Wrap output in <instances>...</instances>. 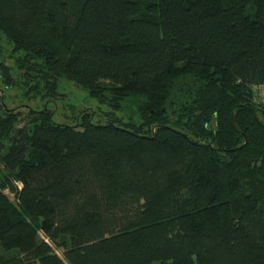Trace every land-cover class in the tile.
<instances>
[{
  "label": "trees",
  "instance_id": "16d2710c",
  "mask_svg": "<svg viewBox=\"0 0 264 264\" xmlns=\"http://www.w3.org/2000/svg\"><path fill=\"white\" fill-rule=\"evenodd\" d=\"M63 80L128 118L0 105V264H264V0H0L4 88Z\"/></svg>",
  "mask_w": 264,
  "mask_h": 264
},
{
  "label": "rangeland",
  "instance_id": "374dc122",
  "mask_svg": "<svg viewBox=\"0 0 264 264\" xmlns=\"http://www.w3.org/2000/svg\"><path fill=\"white\" fill-rule=\"evenodd\" d=\"M7 64L13 68L14 62L11 59H7ZM21 89L18 87H14L11 89H5L3 84L0 81V105H5L6 110L15 109L17 112H21L24 116H27L29 113V107L31 108H50V110H54L55 120L59 123H72L73 116L86 111L93 112L98 114L97 112H115L119 117L128 118L127 111L124 108L120 111L115 107H111L106 103L101 104L100 101L91 99L89 97L88 91L77 86L76 84L69 82L67 80H63L60 86V91L64 95V97L59 98L57 102L51 101L49 99H41L34 98L30 101L26 100V98H22L20 96ZM261 98L264 100V87L260 91ZM20 96V97H19ZM4 99V103L2 102ZM49 100V101H48ZM262 121H264V117L261 116ZM98 119L96 118V121ZM6 194L13 198L7 191ZM0 254L2 251L0 250Z\"/></svg>",
  "mask_w": 264,
  "mask_h": 264
},
{
  "label": "crops",
  "instance_id": "0c3cea01",
  "mask_svg": "<svg viewBox=\"0 0 264 264\" xmlns=\"http://www.w3.org/2000/svg\"><path fill=\"white\" fill-rule=\"evenodd\" d=\"M262 88H263V87H260V88H259V91H261V90H262Z\"/></svg>",
  "mask_w": 264,
  "mask_h": 264
}]
</instances>
